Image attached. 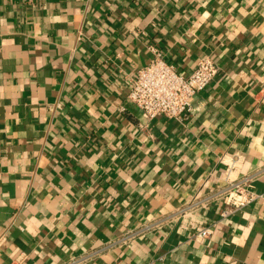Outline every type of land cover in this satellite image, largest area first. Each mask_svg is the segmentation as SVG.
Masks as SVG:
<instances>
[{
	"label": "crops",
	"instance_id": "1",
	"mask_svg": "<svg viewBox=\"0 0 264 264\" xmlns=\"http://www.w3.org/2000/svg\"><path fill=\"white\" fill-rule=\"evenodd\" d=\"M150 46L219 68L184 124L128 99ZM237 152L264 192V0H0V264H264V200L171 218Z\"/></svg>",
	"mask_w": 264,
	"mask_h": 264
},
{
	"label": "built area",
	"instance_id": "2",
	"mask_svg": "<svg viewBox=\"0 0 264 264\" xmlns=\"http://www.w3.org/2000/svg\"><path fill=\"white\" fill-rule=\"evenodd\" d=\"M152 58L147 66L139 70L128 94V99L141 112L142 117L151 123L159 117L184 124L192 114V100L196 94L204 90L219 72L217 64L211 58L197 63L189 75H181L176 67L165 61L153 47H149ZM245 157L241 153L224 156V166L220 185L213 192L184 204L173 212V220H183L198 209L209 208L221 201L223 209L221 220H226L236 212L245 209L259 200H264V192L256 190L255 176L243 173ZM162 220L143 223L125 233L116 242L126 245L138 238L160 230ZM212 226L196 230L192 238L197 241L207 240ZM84 259L73 260L71 264H83Z\"/></svg>",
	"mask_w": 264,
	"mask_h": 264
}]
</instances>
